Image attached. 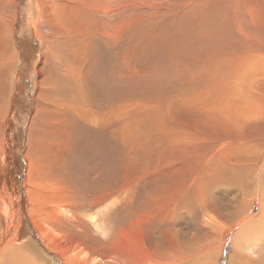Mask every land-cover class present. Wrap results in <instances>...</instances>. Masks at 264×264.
<instances>
[{"label":"bare ground","instance_id":"6f19581e","mask_svg":"<svg viewBox=\"0 0 264 264\" xmlns=\"http://www.w3.org/2000/svg\"><path fill=\"white\" fill-rule=\"evenodd\" d=\"M138 1L29 2L32 6L29 25L43 50L31 68L33 100L37 102L39 112L30 117V125H26L23 195L28 200L34 230L46 252L31 236L7 245L0 240V245L3 243L0 264H220L226 255L230 226L243 217L253 202L258 214L233 235L234 252L229 260L230 264H246L245 259L249 260L248 264H264V258L256 261L250 256L254 251L264 255L261 246H264V81L258 79L255 86V94L259 95L257 104L235 99L232 102L237 107L229 109L225 105L230 102L229 93L222 91V95L214 96L216 92H204L190 101L192 106L203 105L184 110V95L180 91L192 81L195 68L173 61L170 71L174 75L167 81L168 88L177 86L179 91L174 89L173 92L180 94L181 103L179 109H172L166 106V98H151V201L143 200L146 206H141L140 211L137 195L132 194L133 181L128 176H118L112 185L111 177L105 176L101 167L94 176L88 175L90 159L107 155L101 134L96 142H82L84 139L72 142L64 128L53 126L54 110L59 108L55 100L59 90L55 83L62 84L63 80L68 83L74 77V81L79 80L77 90L85 89L80 84L86 81L85 75L74 76L67 62L81 65L78 63H83V59L90 62L94 57L98 60L97 69L98 62L103 65L99 56L101 45L110 47L117 54L122 37L133 28L125 9L133 10L136 7L132 6ZM18 4V0H0V166L7 164V146L1 147V144L7 136L5 119L16 94L18 58H22V52L13 42L17 33ZM39 6H42L41 15ZM253 12L247 13L253 15ZM249 40L253 41V38ZM15 44L18 46L16 40ZM62 60L66 62L64 68L60 65ZM232 65L233 62L226 66L233 74L223 70L229 76H234L239 68L236 65L234 70ZM61 70L64 74L58 75ZM88 71L89 67H83L84 74ZM64 84L62 89L67 86ZM71 84L74 83L71 81ZM114 146L117 147L115 143ZM71 188L78 191L75 193L77 199L70 197ZM2 189L0 187V233L5 231L1 230V217L7 211L3 206L7 200ZM129 192L131 195L125 196L126 200H118L119 196ZM14 193L16 191L11 193L12 197ZM221 198L225 200L220 201ZM117 203L121 207L109 214L105 222L99 219L98 213L88 216L90 221L84 215L76 214L79 209L92 212L104 207L108 210ZM61 209L63 215L70 213L66 219L61 217ZM15 237L14 230L3 240H14Z\"/></svg>","mask_w":264,"mask_h":264},{"label":"rangeland","instance_id":"374dc122","mask_svg":"<svg viewBox=\"0 0 264 264\" xmlns=\"http://www.w3.org/2000/svg\"><path fill=\"white\" fill-rule=\"evenodd\" d=\"M30 1L18 0L19 4L16 5L17 26L15 29H17V33L15 40L18 46L15 44V40L13 42L19 52H22V58H18L16 94L11 111L5 119L7 136L1 144V147L7 146V161L5 162L7 164L0 166V187L4 189L1 192L5 193L7 204H3V206L7 211L3 215L4 217H1V230L5 231L0 233V240L7 245L26 240L28 236H31L33 241L40 248L43 247L42 249L46 252L45 245L34 230L28 211V200L24 199L23 195L26 178L23 152L27 139V126L32 120L30 117H34L39 112L37 102L33 100L31 68L32 63L43 50L42 44L35 40L33 27L29 25V17H32ZM236 2L239 3L236 5ZM132 7L136 8L132 10L127 7L125 13L128 14V19L131 20L130 27L133 28L132 31H130L131 28L128 29L129 32L122 37V44L119 45L120 47L118 46L117 54L110 47L101 45L100 49L102 48V50H100L99 56L102 57L103 65L98 62L97 69H95V65L98 60L94 57H91L90 62L83 59V63H78L81 65H75L72 61L67 62L66 59L74 76L85 75L86 81H82L80 84H83L86 90H77L76 85H79L77 83L79 80H75V82L74 77L68 83H65L64 80L62 84L54 82L59 90L58 96L55 97L59 108L54 110L53 126L64 128L72 142L73 140L78 141V139H84L82 142H96L97 136L101 134L106 143L107 155L103 158L93 157L90 159L88 175L94 176L93 173H98L101 167L104 175L111 177L112 181L109 179V182L112 185L118 176H128L133 181L131 183L134 185L132 194L136 193L137 195L138 211H140L141 206L144 208L146 206L144 203L146 198L151 201V98H166V106L179 109L180 94L173 92L174 89L178 90L176 86L178 83H175L176 87H171V90L168 88L170 86L167 82L174 75L170 71L173 61L178 60L181 63L193 65L195 68L192 81L185 90L180 91L184 95V110L203 105L204 103H198L197 106H192L190 101L195 97H200V94L204 92L213 94L216 92L214 96L222 95V91L229 93L230 102L225 104L229 109L237 107V104L232 102L235 99L237 102L251 103L252 101L257 104L259 95L255 94L257 93L255 86L258 79L264 81V56L261 57L264 55L261 52H264V0H147V3L145 0H139ZM38 8L39 15H41L42 6ZM251 10L254 11L253 15L259 12L261 18L258 19V14L257 16L250 15ZM237 11L238 13H236ZM251 18L253 19L251 20ZM257 20L259 21L257 22ZM125 36L126 38H124ZM249 36H252L250 38H253V41L249 40ZM254 39L258 42H256L257 44ZM243 40L248 43L246 44ZM260 41L261 46L259 45ZM252 45L254 46L252 47ZM239 47L240 49H238ZM257 47L259 48L256 49ZM64 62L65 60H62L60 64L63 68V64L66 63ZM232 62L234 70L238 65L239 70L237 69L234 76H229L227 72H231L229 71L231 69L226 65H231ZM83 67H89V71L85 74L82 72ZM221 69L222 72H227L222 73ZM63 72L58 75H63ZM46 74L48 75V71ZM231 74L233 73L231 72ZM46 78L49 77L46 76ZM71 81L74 83L73 85ZM230 81H233V84ZM63 84L67 85L64 89H62ZM168 89L171 91L169 92ZM173 98L177 101H174ZM26 121L29 123L25 124ZM18 126L20 127L18 128ZM114 143L117 147L114 146ZM13 191H16L14 197L11 196ZM70 191V197L77 199L78 195L75 193L78 191L75 188H71ZM127 195L130 196V192L119 196L118 200L121 198L126 200L125 196ZM223 199L221 198L220 201ZM112 200L116 199L112 198ZM110 207L108 210L98 207L92 212L79 209L76 210V214L84 215L86 220L90 221L91 217L88 216L98 213L99 219L102 218L105 222L108 220L109 214L113 213L117 207H121V204L117 203ZM63 209H61L60 215L66 219L70 213L63 215ZM256 209L253 202L243 217L230 226L226 255H223L220 264H230L229 258L234 252L232 237L258 214ZM122 212L123 210L118 213ZM14 230L16 231L14 240H3L7 235L11 236ZM102 238L106 239L107 237L102 236ZM261 246L264 247L263 244ZM254 252L250 256L256 261H262L264 255H258L260 253L257 251ZM49 256L54 257V254L51 253ZM245 263L248 264L249 260L245 259Z\"/></svg>","mask_w":264,"mask_h":264}]
</instances>
